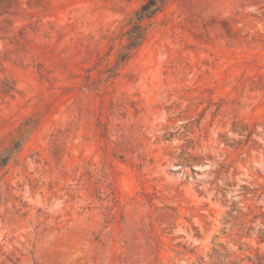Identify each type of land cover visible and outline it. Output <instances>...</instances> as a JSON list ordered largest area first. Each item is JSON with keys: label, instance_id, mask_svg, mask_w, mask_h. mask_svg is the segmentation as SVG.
Segmentation results:
<instances>
[{"label": "rangeland", "instance_id": "374dc122", "mask_svg": "<svg viewBox=\"0 0 264 264\" xmlns=\"http://www.w3.org/2000/svg\"><path fill=\"white\" fill-rule=\"evenodd\" d=\"M0 0V264H264V0Z\"/></svg>", "mask_w": 264, "mask_h": 264}, {"label": "trees", "instance_id": "16d2710c", "mask_svg": "<svg viewBox=\"0 0 264 264\" xmlns=\"http://www.w3.org/2000/svg\"><path fill=\"white\" fill-rule=\"evenodd\" d=\"M169 0H145L141 7L127 21L125 30L119 34L123 39V45L115 58V68L124 64L131 56L132 52L139 47L148 33L153 18L159 13ZM20 139L15 140L12 145L5 150V156H0V165L6 163L8 159L6 154H10L18 148Z\"/></svg>", "mask_w": 264, "mask_h": 264}]
</instances>
